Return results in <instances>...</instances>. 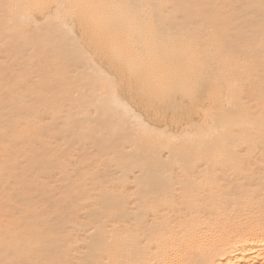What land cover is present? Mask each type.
<instances>
[{
    "label": "bare ground",
    "instance_id": "6f19581e",
    "mask_svg": "<svg viewBox=\"0 0 264 264\" xmlns=\"http://www.w3.org/2000/svg\"><path fill=\"white\" fill-rule=\"evenodd\" d=\"M0 264H264V0H0Z\"/></svg>",
    "mask_w": 264,
    "mask_h": 264
}]
</instances>
